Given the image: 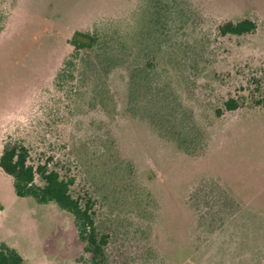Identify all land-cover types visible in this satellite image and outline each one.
Instances as JSON below:
<instances>
[{
    "label": "rangeland",
    "instance_id": "rangeland-1",
    "mask_svg": "<svg viewBox=\"0 0 264 264\" xmlns=\"http://www.w3.org/2000/svg\"><path fill=\"white\" fill-rule=\"evenodd\" d=\"M0 9L9 11L0 155L18 140L31 163L73 177L72 194L109 236V264H264V0H0ZM245 18L255 32L220 33ZM94 24L154 62L153 105L146 78L139 106L129 105L127 64L96 101L78 81L55 87L73 34ZM167 107L177 119L158 127L153 115ZM183 124L191 151L178 143ZM1 243L24 264H82L84 254L73 215L19 197L0 168Z\"/></svg>",
    "mask_w": 264,
    "mask_h": 264
},
{
    "label": "trees",
    "instance_id": "trees-1",
    "mask_svg": "<svg viewBox=\"0 0 264 264\" xmlns=\"http://www.w3.org/2000/svg\"><path fill=\"white\" fill-rule=\"evenodd\" d=\"M9 19V11L0 9V32ZM222 35H244L255 32L257 24L249 18L237 22L227 21L218 26ZM72 51L64 58L61 67L54 78L57 89L66 88L69 83H82L76 90L83 91L82 85L88 87L94 95V100L104 94L106 79L115 69L128 65L129 67V105L133 108L140 104V82L147 80V92L150 95L146 104L153 105L156 98L150 80L155 67L152 60L139 61L134 48L128 47L117 31H110L94 24L90 31H76L71 39ZM89 83V84H87ZM88 85V86H87ZM147 94V95H148ZM264 101V100H263ZM229 110L237 108V102L229 99L226 102ZM162 113L153 117L158 127L172 123L177 119L173 109L164 108ZM165 117V120L163 119ZM165 122V123H163ZM162 123V124H161ZM188 125L183 124L178 132V143L185 151H191L186 142ZM0 168L13 180V186L19 197L34 199L39 204H55L59 209L69 212L74 217L78 237L84 243L82 264H109L106 253L109 236L100 234L93 216L92 204L83 203L71 192L74 178L64 176L56 168H51L49 162L33 164L30 162L29 148L21 141H6L0 155ZM40 176L43 183H37ZM227 202V201H226ZM22 254L6 243L0 244V264H24Z\"/></svg>",
    "mask_w": 264,
    "mask_h": 264
}]
</instances>
